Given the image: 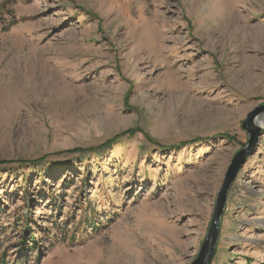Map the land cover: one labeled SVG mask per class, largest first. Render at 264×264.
I'll use <instances>...</instances> for the list:
<instances>
[{
  "label": "rangeland",
  "instance_id": "rangeland-1",
  "mask_svg": "<svg viewBox=\"0 0 264 264\" xmlns=\"http://www.w3.org/2000/svg\"><path fill=\"white\" fill-rule=\"evenodd\" d=\"M262 106L264 0H0V255L192 264ZM261 118L210 264H264Z\"/></svg>",
  "mask_w": 264,
  "mask_h": 264
},
{
  "label": "water",
  "instance_id": "water-1",
  "mask_svg": "<svg viewBox=\"0 0 264 264\" xmlns=\"http://www.w3.org/2000/svg\"><path fill=\"white\" fill-rule=\"evenodd\" d=\"M261 113H264V106L257 108L255 111L250 113L242 125L243 129L249 135L248 144L245 148L240 150L231 161V165L225 174L221 190L216 200L210 229L197 259L192 264H210L212 260L219 238L221 218L225 211L229 189L237 179L248 158L257 150L262 130L261 128H256L254 126V120Z\"/></svg>",
  "mask_w": 264,
  "mask_h": 264
},
{
  "label": "trees",
  "instance_id": "trees-1",
  "mask_svg": "<svg viewBox=\"0 0 264 264\" xmlns=\"http://www.w3.org/2000/svg\"><path fill=\"white\" fill-rule=\"evenodd\" d=\"M140 130H129L125 132V135H134L136 132H139ZM119 139H121V136H116L112 140L107 141L105 144L100 145L97 148H89V149H83V148H76L73 150L69 151H63V152H58L56 155H78V154H85V153H95L99 150L103 149H108L112 147ZM49 156H44L42 158L36 159V160H18V161H6V160H0V169L4 165H11V164H18L20 167L22 166H38L39 164L45 162L48 159ZM34 249H37L36 247ZM1 251V247H0ZM0 264H7L6 261V256L5 255H0Z\"/></svg>",
  "mask_w": 264,
  "mask_h": 264
},
{
  "label": "bare ground",
  "instance_id": "bare-ground-1",
  "mask_svg": "<svg viewBox=\"0 0 264 264\" xmlns=\"http://www.w3.org/2000/svg\"><path fill=\"white\" fill-rule=\"evenodd\" d=\"M264 120V118H261L259 121H263ZM125 260V259H124ZM125 264H126V262H125Z\"/></svg>",
  "mask_w": 264,
  "mask_h": 264
}]
</instances>
